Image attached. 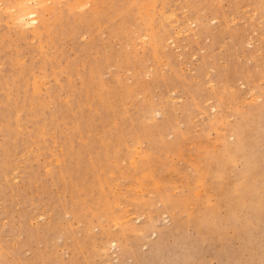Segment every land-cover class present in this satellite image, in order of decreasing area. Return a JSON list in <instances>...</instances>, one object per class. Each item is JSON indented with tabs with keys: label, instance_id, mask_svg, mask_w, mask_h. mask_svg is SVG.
I'll list each match as a JSON object with an SVG mask.
<instances>
[{
	"label": "rangeland",
	"instance_id": "1",
	"mask_svg": "<svg viewBox=\"0 0 264 264\" xmlns=\"http://www.w3.org/2000/svg\"><path fill=\"white\" fill-rule=\"evenodd\" d=\"M20 1L0 264H264V0Z\"/></svg>",
	"mask_w": 264,
	"mask_h": 264
},
{
	"label": "bare ground",
	"instance_id": "2",
	"mask_svg": "<svg viewBox=\"0 0 264 264\" xmlns=\"http://www.w3.org/2000/svg\"><path fill=\"white\" fill-rule=\"evenodd\" d=\"M86 1L91 2L89 0H83V2H86ZM150 6L151 5H149V7ZM44 12L45 11H43V9L40 8V1L39 0H21L18 3L17 19L20 21L21 24H24L27 21V23L30 24L31 26H33V28L37 29L41 23L44 24V21H43ZM253 33H255V32H253ZM234 135H235V140H236L235 141L236 145H234V146L238 147V146H240L239 144L241 143V140H242L241 134L239 132L235 131ZM136 257L138 258L139 256H136Z\"/></svg>",
	"mask_w": 264,
	"mask_h": 264
}]
</instances>
